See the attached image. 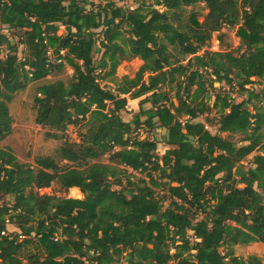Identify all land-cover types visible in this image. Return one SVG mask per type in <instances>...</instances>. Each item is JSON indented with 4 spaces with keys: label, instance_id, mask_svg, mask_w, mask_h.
Instances as JSON below:
<instances>
[{
    "label": "trees",
    "instance_id": "trees-1",
    "mask_svg": "<svg viewBox=\"0 0 264 264\" xmlns=\"http://www.w3.org/2000/svg\"><path fill=\"white\" fill-rule=\"evenodd\" d=\"M90 1L0 0V48L7 50L0 58V141L13 131L15 95L65 66L73 69L67 83L38 88L35 123L49 139L85 127L79 144L57 151L73 164L67 168L51 156L20 163L11 148L0 149V264H114L123 257L129 264H264L235 254L238 246L264 244L263 98L246 89L264 79V0H151L148 7L141 0L134 10ZM200 3L209 10L204 22L190 13L182 23L186 8ZM225 25L238 26L237 56L204 51ZM132 58L144 65L119 83L118 67ZM215 83L247 92L248 100L219 92L211 107ZM165 87L176 88L177 106ZM127 97L143 98L130 122L121 117ZM212 109L215 134L197 122ZM143 128L167 131L163 156L156 142L139 138ZM260 149L244 171L242 163ZM106 155L109 164L98 161ZM129 170L149 181H132ZM53 183L84 198L40 194Z\"/></svg>",
    "mask_w": 264,
    "mask_h": 264
},
{
    "label": "rangeland",
    "instance_id": "rangeland-1",
    "mask_svg": "<svg viewBox=\"0 0 264 264\" xmlns=\"http://www.w3.org/2000/svg\"><path fill=\"white\" fill-rule=\"evenodd\" d=\"M110 2L115 3L119 7H123L124 9H130L134 10L137 9L143 1L141 0H128L124 3H120L117 0H109ZM91 3H94L96 5L100 4L101 2L99 0H91ZM151 3V0H148L146 2V6ZM106 3H103L105 5ZM160 11H164L161 7H156ZM145 13L148 12V10H144ZM190 13H194L196 15V18L199 23H203L206 19L207 15L209 14V10L205 7L203 3H200L194 7H188L186 8V13L182 17V23L185 21L187 22V17ZM238 32V26L236 27H230V26H223V28L212 35L211 42L207 48L204 49V51L209 50L211 52H235V56H237L238 53H236L239 48L241 47V41L240 38L237 35ZM3 33L10 36L12 41L18 42L19 35L11 33L7 30H3ZM65 33V28L60 27L58 31V35H63ZM162 37V36H161ZM164 40V43H166L170 49L172 50V46L168 44V42ZM202 51L200 54H203ZM7 53L6 47L0 48V58H4L5 54ZM25 47L20 46L19 50V58L21 60L25 57ZM54 59L53 56H51L50 60L52 61ZM187 62V61H186ZM185 62V63H186ZM144 65V62L139 58H132L127 59L124 62L121 63V65L117 69L116 79L120 83L124 77H128L130 79H133L137 72L140 70V68ZM73 75V69L69 66H65V68L60 72L52 73L50 76L45 78L42 81L31 83L28 88L24 91H21L17 93L14 97L13 102L10 104V112L13 118V131L11 135L6 137L3 141H0V149L9 147L11 148L15 156L17 157L18 161L20 163H27L31 164L32 166H35V160L40 156H51L54 159H56L58 165L61 168H67L70 166H73V164L62 161L58 155L57 151L58 149L65 144L66 142L69 143H76L79 144L81 142V133L85 131V127L83 126H69L66 130V132L62 135L63 138L61 139H49L47 137V133H49L48 129H44L41 126L37 125L35 123V116H36V109H35V97L38 96V88L42 85H48L51 83L56 82L57 80H62L65 83H67ZM150 75H146L145 77H149ZM253 83L249 84L248 88H246L249 92L254 91L255 93L262 95V100L260 101V105H262L264 110V79L259 81L256 78L252 79ZM103 85H106L107 87L111 89H116V85L114 83L110 82H104ZM214 88H216V92H213L211 96V99L209 101L210 106L212 107L215 102V96L216 93H229L232 95L233 100L236 103H241L242 101L248 100V94L247 92H242L238 88H234V90H231L229 85H226L224 83H215ZM163 90L168 91L169 95L171 97L172 103L177 106L178 102L175 97L176 88L174 87L171 89L170 87H165ZM128 98V106L126 111L121 112V117L125 122H130L132 120L133 114L138 113L140 110V101L143 99L138 100H130ZM257 103V102H253ZM151 104L147 103L144 104V109L151 108ZM249 110L253 112V104H250L248 106ZM217 110L212 109L210 113L207 115H204L198 119L197 122H202L206 125L208 130H210L212 133H218V128L215 125V122L217 121ZM144 120V119H143ZM214 120L213 123L210 121ZM264 133V129L262 131ZM139 138L140 139H146L151 140L157 143V154L161 157L165 154V152L170 148L166 144V136L167 131L164 129H156V130H148L147 128L141 129L139 132ZM222 137L226 139H230V136L228 134H223ZM235 141H239L241 139V136H234L233 138ZM262 154V150H258L256 153H253L250 155L243 163L242 167L244 171L248 170L252 166V161L255 155ZM99 162L103 164H109V155H106L98 160ZM94 161H91L93 163ZM129 173H131L132 177L131 180L134 182H137L138 180H146L149 181V178L146 176V174L137 173L129 170ZM126 182L124 180V187L126 186ZM242 187V185H240ZM258 191H261V188L256 187ZM114 189L118 190L119 187H114ZM157 193L160 194V196H164V193L161 190H157ZM41 195H51L56 196L60 198H73V199H83L84 195L82 193H74L71 189L69 191H65L61 188V186L57 183H53L52 186L48 189H43L40 191ZM7 201V199L5 200ZM169 204V201H166L165 207H167ZM203 215L198 216V220L203 218ZM197 220V218H196ZM8 232L14 233L18 230L13 225H8ZM189 238L190 240L193 238V233L189 232ZM195 240V239H194ZM223 250V249H221ZM235 254L237 256L246 258L250 255H257L259 257H262L264 259V244L257 243L256 245L251 246H240L235 248ZM114 264H129L126 258H122L119 261L115 260Z\"/></svg>",
    "mask_w": 264,
    "mask_h": 264
},
{
    "label": "bare ground",
    "instance_id": "bare-ground-1",
    "mask_svg": "<svg viewBox=\"0 0 264 264\" xmlns=\"http://www.w3.org/2000/svg\"><path fill=\"white\" fill-rule=\"evenodd\" d=\"M74 193H81L80 191H79V189H77V188H72L71 189Z\"/></svg>",
    "mask_w": 264,
    "mask_h": 264
},
{
    "label": "built area",
    "instance_id": "built-area-1",
    "mask_svg": "<svg viewBox=\"0 0 264 264\" xmlns=\"http://www.w3.org/2000/svg\"><path fill=\"white\" fill-rule=\"evenodd\" d=\"M246 88H248V87H246ZM193 238L195 239H192V240H190L191 242H194V241H199L198 239H196L194 236H193Z\"/></svg>",
    "mask_w": 264,
    "mask_h": 264
},
{
    "label": "crops",
    "instance_id": "crops-1",
    "mask_svg": "<svg viewBox=\"0 0 264 264\" xmlns=\"http://www.w3.org/2000/svg\"><path fill=\"white\" fill-rule=\"evenodd\" d=\"M257 244V243H256ZM256 244H251V245H256ZM251 245H248V246H251ZM238 247H240V246H238ZM247 258V257H246Z\"/></svg>",
    "mask_w": 264,
    "mask_h": 264
}]
</instances>
